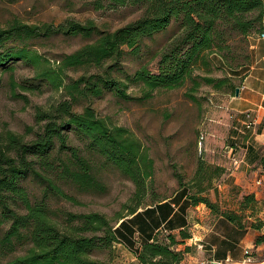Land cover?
I'll return each mask as SVG.
<instances>
[{"label":"trees","instance_id":"obj_1","mask_svg":"<svg viewBox=\"0 0 264 264\" xmlns=\"http://www.w3.org/2000/svg\"><path fill=\"white\" fill-rule=\"evenodd\" d=\"M108 2L112 6H136L142 15L115 31H102L91 19L86 23L67 21L57 27L27 25L19 19H14L7 27L0 25V68L6 70L14 60L22 61L32 66L35 79L47 80L54 90L64 92V99L52 110L38 115V120L45 124L34 132L31 141L9 129L0 133V251L5 255L25 241L29 245L5 264H112L92 256L94 249L108 248L117 242L111 219L100 212L75 213L52 208L47 203L49 197L79 202L66 191L63 183L86 192L105 190V184L93 173L90 158L82 154L83 148L101 156L130 178L136 185V197L146 194V181L153 175L155 162L140 138L129 128L113 125L107 118L96 116L92 106L77 111L76 103L101 96L105 91L130 99L129 84L142 88L144 98H149L158 88L175 89L187 83L190 91L186 95L193 101L196 99L193 93L201 84H210L218 90L228 85L234 95L238 85L233 83L232 77L239 74L229 72L231 77L214 76L211 55L217 54L222 69L238 72L246 67V71L252 55L239 52L231 42L237 38L249 40L252 35L264 33V0ZM102 3L103 0H98V7ZM173 22H178L179 29L159 53V73L142 67L126 81L113 76L125 46L136 50L143 39L162 32ZM58 32L80 34L85 38L97 35L98 38L64 55L59 65L52 69L47 64L50 61L30 48L28 41ZM108 61L113 63L104 69ZM74 67H85L87 71L95 68L97 72L73 79L66 70ZM69 132L84 143L83 148L70 144ZM202 170L203 162L198 175ZM216 170L223 171V168L217 166ZM28 180L44 185L42 197L30 194L24 184ZM207 188L210 187H201V191ZM182 194H188L194 205L205 203L226 219L242 224L241 216L233 211H223L207 196L198 197L182 188L176 197ZM254 201L253 194L246 195L244 208ZM138 210L132 208L129 213L135 214ZM123 217L125 215H118L120 220ZM181 236L190 237L184 230ZM256 242H264V234L258 235ZM179 243L181 241L173 234H168L166 240L154 236L138 250L139 264H181L185 251L176 249Z\"/></svg>","mask_w":264,"mask_h":264},{"label":"rangeland","instance_id":"obj_2","mask_svg":"<svg viewBox=\"0 0 264 264\" xmlns=\"http://www.w3.org/2000/svg\"><path fill=\"white\" fill-rule=\"evenodd\" d=\"M141 15V10L136 6H112L108 0H103L101 7H98V0H0V25L3 27H7L14 19H19L27 25L50 24L53 27L67 21L76 20L86 23L91 19L102 31H115ZM178 29V22H173L162 32L143 39L136 50L125 46V52L120 57L117 68L112 72L113 76L126 81L129 75H133L142 67L159 73V53ZM97 38V35L85 38L80 34L68 35L58 32L32 38L28 41V46L48 59L50 63L47 64L55 69L64 55L73 53ZM231 43L239 52H250L248 39L237 38ZM211 58L215 65L212 73L214 76L231 77L229 72L237 73L241 76L232 77L233 83L240 84L241 86H238L240 90L245 88L241 82L246 67L240 68L238 72L225 70L219 67L223 64L216 53L212 54ZM112 63V61L106 62L104 69ZM90 72L97 70L90 68L87 71L85 67L66 70V74L73 79ZM35 77L32 66L22 61L14 60L6 70L0 68V133L9 129L24 135L26 141H31L35 137L34 132L45 124L44 121L38 120V115L52 110L57 102L64 99L63 90H54L47 80L40 81ZM200 86L193 93L196 97L194 101L186 95L190 91V84L187 83L175 89L158 88L149 98H144L142 88L136 84H129L130 99L105 91L101 96L90 97L76 103L77 111L81 112L84 107L92 106L96 116L107 118L113 125L125 126L135 133L155 162L154 172L146 181V194L136 197V185L130 178L120 173L112 164L105 162L101 156L87 152L83 148L84 143L77 139L73 132H69L70 144L80 145L83 148L82 154L90 158L94 165L93 173L105 184V190L86 192L72 184L63 183L66 191L79 202L49 197L47 203L52 208L66 209L75 213L100 212L111 219L112 225L115 226L120 220L119 214L129 215V210L132 208L141 209L167 200L168 197L185 188L198 197L207 196L223 211H233L241 216L242 221L247 220L255 228L260 226L259 229L264 230V201L257 198L255 193H249L247 189L237 185L223 188L225 169L222 167L223 171L216 170L219 166L216 162L229 161L233 169L241 166L239 164L234 167L228 158V152L225 154V151L230 149L228 146L235 148L238 146L226 145V134L224 135L219 127L213 126V124L225 125L218 120L216 123L214 115L217 112H227L229 115L230 111L233 112L225 99V95L231 93L229 86L224 85L220 90L210 84ZM203 132L206 138L201 142L200 137ZM214 144H218V148L221 149V156L219 159L216 158L215 162H213L215 155L210 150L215 147ZM240 157H243L242 153L239 154ZM200 161L203 162V170L198 175ZM220 182L222 202L214 200L212 195L214 191H218ZM24 184L31 195L43 196L44 185L33 180L25 181ZM201 187L210 188L201 191ZM248 194H253L255 201L244 208L243 201ZM168 234L159 233L158 237L160 240H166ZM177 239L180 241L183 238L181 236ZM28 246V242L25 241L13 252L3 255L0 251V264H5L9 259L23 253ZM124 251L122 246L114 242L108 248L94 249L92 256L107 263L119 264L121 262L118 258L125 257Z\"/></svg>","mask_w":264,"mask_h":264},{"label":"crops","instance_id":"obj_3","mask_svg":"<svg viewBox=\"0 0 264 264\" xmlns=\"http://www.w3.org/2000/svg\"><path fill=\"white\" fill-rule=\"evenodd\" d=\"M249 40L252 60L243 74L241 83L245 88L238 96L236 93L225 95L234 117L231 119L227 112L219 111L214 115L216 123L218 120L225 125L213 124L226 134V145L238 146L244 162L236 169L229 161L216 163L226 172L223 188L237 185L264 201V39L255 34ZM247 112L255 119L250 128H245L249 119ZM214 145L210 148L215 155L213 162L221 156L218 144ZM220 185L221 182L218 191L212 195L214 200L222 202ZM176 194L147 205L135 214L125 215L117 222L114 226L118 238L116 243L125 249V257L118 258L119 264H139L138 250L144 242L152 241L159 233H170L180 239L183 230L190 237L181 239L176 248L185 251L182 264H241L247 256L253 257V264H264V242H256L257 236L264 234L263 229L254 228L247 220L238 224L226 219L203 203L194 205L188 195L190 193L178 197Z\"/></svg>","mask_w":264,"mask_h":264},{"label":"built area","instance_id":"obj_4","mask_svg":"<svg viewBox=\"0 0 264 264\" xmlns=\"http://www.w3.org/2000/svg\"><path fill=\"white\" fill-rule=\"evenodd\" d=\"M260 38H263L264 39V33H262L260 35ZM247 113L249 115V119L246 120V122H245V128H250L251 126L254 125L255 119L251 118V115H250L249 112H247ZM230 115H231V117H234V115H233V113L231 111H230ZM205 138H206V135L203 132L202 135H201V137H200V141L203 142V140H205ZM228 148H230L229 150H227V152H228V158H229V160L232 161V163H233L232 165L234 167L238 166L239 164L241 165V163L244 162V160H243V157H240L239 158V153H238L237 148H235L233 146L232 147H229L228 146ZM243 263L252 264V263H255V261L253 260V257L252 256H247L246 259H244L241 264H243Z\"/></svg>","mask_w":264,"mask_h":264},{"label":"water","instance_id":"obj_5","mask_svg":"<svg viewBox=\"0 0 264 264\" xmlns=\"http://www.w3.org/2000/svg\"><path fill=\"white\" fill-rule=\"evenodd\" d=\"M239 92H240V88H237V90H236V95H237V96L239 95ZM213 263H215V264H220L219 262H213Z\"/></svg>","mask_w":264,"mask_h":264}]
</instances>
